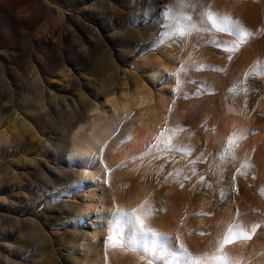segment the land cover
<instances>
[{
	"label": "rangeland",
	"instance_id": "obj_1",
	"mask_svg": "<svg viewBox=\"0 0 264 264\" xmlns=\"http://www.w3.org/2000/svg\"><path fill=\"white\" fill-rule=\"evenodd\" d=\"M31 1L42 8V13L27 24L29 12L16 7L10 16L12 25H17L12 38L0 11V127L11 140L9 147L0 150L4 155L0 161V215H6L0 224V257L2 253L12 257L11 263L1 259L0 264H32L26 260L35 251L23 246L19 233L12 231L23 217H48L51 226L61 233L52 241L34 239L33 247L48 246L63 253L65 241L79 229L63 211V205L72 202L79 207L81 196L71 193L64 176L58 173L60 167H68L63 163L68 158L62 151L66 139L63 132L75 122L56 116L66 111L56 112V101L66 104L63 96L69 97L71 104H75L71 97L77 102L81 95L96 98L94 94L101 87L114 88L121 94L147 81L143 77L147 60H167L169 70L164 79L150 86L154 98L171 112L163 121V134L158 136L149 128L139 134L134 146L152 156L151 167L142 170L134 166L129 177L136 183L148 173L149 182L156 181L160 212L168 224L161 233L170 235L175 251L183 243L192 257L203 258L217 254V237L229 225L240 224L250 232L252 224L261 223L264 0L239 3V21L252 34L233 53L225 48L232 47L237 38L217 32L210 24L193 29L185 21L189 34L163 37L161 33L158 37L161 13L169 0ZM233 1L201 0L204 7L198 11L217 10L225 4L228 10ZM180 72L189 77L179 81L176 76ZM54 89V99L47 98L54 106V115L51 121L50 117L40 119L43 131L38 132L37 98L41 92L40 97L46 99L44 92ZM24 116L26 121L21 122ZM50 167L54 169L49 171ZM45 170L52 177L43 173ZM18 190L25 195H20L16 205L6 203ZM251 241L264 245L262 226L250 240L235 243ZM225 251L235 260V247L227 245ZM173 264L183 261L176 257Z\"/></svg>",
	"mask_w": 264,
	"mask_h": 264
},
{
	"label": "bare ground",
	"instance_id": "obj_2",
	"mask_svg": "<svg viewBox=\"0 0 264 264\" xmlns=\"http://www.w3.org/2000/svg\"><path fill=\"white\" fill-rule=\"evenodd\" d=\"M239 3L241 4V0H234L232 7L228 10L227 7H224L225 4L220 9L212 11L240 20L237 10ZM16 7L29 12L27 24L33 23L35 18L42 13V8L39 6L36 8L31 0H0L1 15L10 26L11 38L12 35H16L17 25L14 23L12 25L10 16ZM62 21L60 22L62 23ZM79 23L82 24V21ZM45 56L43 55V57ZM145 64L143 77L147 83H137L133 88L122 90L121 94L114 88L101 87L96 90L95 87L94 96L96 98L81 95L77 102L75 97H71L75 103L71 104L68 100L69 97L63 96L66 104L56 101L55 107H58L56 112L66 109L56 116L59 119L68 117L69 123L75 122L69 127V130L66 127L63 132L66 139L62 145V151L68 157L64 159L63 163L68 167H60L58 173L64 176V182L70 192L78 193V196H81L79 207L73 206L72 202H65L63 205V211L68 212L69 218L79 226V229L70 234L69 239L65 241L63 253L48 246L36 245L33 247L30 245L33 244L34 239L49 238L52 241L61 233L51 226V220L48 217L45 220L24 219L23 217L12 231L19 233L18 239L23 246H29L30 251L36 253L26 261H30L32 264H125L127 261L145 264L144 262L147 263L151 258L144 256L142 252L129 249L125 245L113 247L107 240L108 236L112 234L110 228L112 210L116 207L128 212L136 210V214L143 218L145 226L158 232L165 231L168 225L160 212V203L157 201L159 199L155 194V188L158 187L156 181L150 183L151 178H148V173V177L143 175L142 179L136 183L129 177L132 167L138 166L142 170H146L150 164L149 161L152 160L150 159L152 156L149 157V154L135 148L134 143L139 134L144 128L152 129L158 136L163 134V121L171 112L165 109L166 106L160 99L154 98V91L150 86V83L164 79L169 70L167 60L157 59V62L147 60ZM193 72L192 70L190 73ZM181 77L187 79L189 76L187 73L180 72L176 78L181 81ZM71 85H75V81H71ZM55 91L57 90L44 92L43 97L46 96V99L41 98L42 93L40 92L41 99L38 97V101L35 100L39 104L36 108L39 113L35 117V127L38 132L43 131L42 126L39 125L40 119L50 117V121L52 120V115H54L52 107L54 106H50L47 98L54 99L57 94ZM25 121L26 116L22 118L21 122ZM9 128L10 126L6 130L9 131ZM36 134H38L37 131ZM8 135L0 127V150L10 146L11 140ZM18 135L22 134L18 133ZM46 147L49 149V145ZM3 157L4 155L0 153V161ZM38 161L31 160L33 163H38ZM52 169L54 167L48 168L49 171ZM43 173L52 177L46 170ZM2 187L3 182L0 179V193ZM20 195L25 194L18 190L12 196L13 198L8 199L6 203L16 205ZM56 207L60 209V205ZM3 218H6L5 214L0 215V224L3 223ZM260 224L264 233V218ZM6 231H10V229H6ZM231 247H235L237 250L235 260L241 261V264H264V245L251 241L241 245L233 243ZM59 256L62 257L63 262H60V258L58 260ZM1 259L2 261L7 260L9 263L12 262V257L6 253H2L0 261ZM153 264L157 263L154 261Z\"/></svg>",
	"mask_w": 264,
	"mask_h": 264
},
{
	"label": "snow or ice",
	"instance_id": "obj_3",
	"mask_svg": "<svg viewBox=\"0 0 264 264\" xmlns=\"http://www.w3.org/2000/svg\"><path fill=\"white\" fill-rule=\"evenodd\" d=\"M203 7L201 0H169V4L161 13V22L157 30L158 37L161 33L163 37H183L189 34L185 21L193 29H196L198 25L210 24L211 28L217 32L229 33L237 38L232 47L225 48V51L233 53L238 50L239 44L252 34L245 29L241 21L235 20L229 15L214 13L210 8L198 11ZM189 12L193 14H188ZM165 28L167 31H163ZM163 42L164 40L161 39L160 43ZM217 46L219 47V44ZM238 191L237 188V194ZM259 227H261L260 224H252L249 232L244 229L243 225L233 223L228 226L222 236L217 237L220 241L216 250L217 254L194 258L183 243L179 245V251H175L174 241L170 235L146 227L143 218L136 214V210L128 212L116 207L112 210V223L110 224L112 234L108 236L107 240L113 247L125 245L129 249L142 252L144 256L151 257L147 264H153L154 261L157 264H173L176 257H180L183 264H241V261L233 260L225 248L238 240H250Z\"/></svg>",
	"mask_w": 264,
	"mask_h": 264
}]
</instances>
